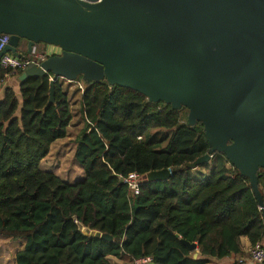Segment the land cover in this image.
I'll return each mask as SVG.
<instances>
[{"label": "trees", "instance_id": "obj_1", "mask_svg": "<svg viewBox=\"0 0 264 264\" xmlns=\"http://www.w3.org/2000/svg\"><path fill=\"white\" fill-rule=\"evenodd\" d=\"M23 72L0 65V236L26 238L16 264H112L111 255L213 264L242 254L243 236L252 245L263 240L264 214L250 179L224 153H215L204 178L187 167L212 147L204 124L190 125L185 106L152 102L107 79L88 80L82 93L84 126L75 156L85 179L70 184L43 170L42 160L67 136L73 115L65 79L54 82L51 103V75L20 81ZM13 77L19 92L8 84ZM156 129L174 130L160 150L161 141L150 137ZM167 168L168 180L145 182L139 195L122 182L132 172ZM258 176L264 199V168ZM182 239L197 243V250Z\"/></svg>", "mask_w": 264, "mask_h": 264}, {"label": "water", "instance_id": "obj_2", "mask_svg": "<svg viewBox=\"0 0 264 264\" xmlns=\"http://www.w3.org/2000/svg\"><path fill=\"white\" fill-rule=\"evenodd\" d=\"M0 33L11 37L1 56L27 58L23 44L28 54L39 43L61 48L19 78L53 76L51 103L56 80L83 75L173 109L187 107L189 124L202 122L212 144L187 167L224 153L250 179L264 214L258 176L264 168V0H0ZM171 175L167 168L144 178L151 183ZM182 242L197 250V243Z\"/></svg>", "mask_w": 264, "mask_h": 264}, {"label": "rangeland", "instance_id": "obj_3", "mask_svg": "<svg viewBox=\"0 0 264 264\" xmlns=\"http://www.w3.org/2000/svg\"><path fill=\"white\" fill-rule=\"evenodd\" d=\"M1 1L6 2V0ZM40 49L42 48H39V51ZM87 81L83 76L81 82L84 86H86ZM8 84L14 86L15 90L19 92L18 79L16 77H13V80L9 81ZM64 89L68 94L73 118L68 127L67 136L56 140L52 144L50 153L41 162V168L55 173L67 183L76 184L82 182L86 177L84 167L75 156L77 149L76 138L84 126L82 93L76 85L74 86L72 83L67 82V80L64 82ZM173 131V129H156L151 131L150 137L156 135V139L161 141L157 149L160 150L167 146ZM212 168V162L210 161L193 169V172L197 178H204L210 173ZM144 181H146V177ZM25 244L26 238L24 237L15 239L0 236V264H16L15 255L24 248Z\"/></svg>", "mask_w": 264, "mask_h": 264}, {"label": "built area", "instance_id": "obj_4", "mask_svg": "<svg viewBox=\"0 0 264 264\" xmlns=\"http://www.w3.org/2000/svg\"><path fill=\"white\" fill-rule=\"evenodd\" d=\"M11 40L10 35L0 33V65L11 71V73H15L17 71H25L29 65L32 63H40L44 57L40 61H35L33 58H19L12 53L8 52L1 56V53L4 49L9 45ZM53 80V76L50 78ZM69 82L74 83L81 93L84 92L85 86L79 80H67ZM141 139V137H139ZM122 182H124L129 189L132 191L134 195H139L141 192V187L145 183L144 176L132 172L127 176H121ZM246 261H250L251 264H264V238L261 242H258L255 245H252L249 249V255L247 258H243L239 260L240 264H244ZM152 262L151 257H142L134 259L131 264H150Z\"/></svg>", "mask_w": 264, "mask_h": 264}, {"label": "crops", "instance_id": "obj_5", "mask_svg": "<svg viewBox=\"0 0 264 264\" xmlns=\"http://www.w3.org/2000/svg\"><path fill=\"white\" fill-rule=\"evenodd\" d=\"M39 48L40 49L39 51ZM38 50V51H37ZM24 55L27 54V44H23L21 46V50H20ZM61 53V48H59L58 46L55 45H51V44H45V43H39L36 46V50L33 54H28V58H33L35 61H40L42 59V57L46 58L48 56L51 55H55V54H59ZM13 80V78H10L8 80L11 81ZM69 82V81H67ZM72 83V82H69ZM74 86L75 84L72 83ZM241 243L243 246V253L242 254H238V255H232L230 257H228L227 259L220 261L218 263H213V264H240L239 260L243 259V258H247L249 255V249L251 248L252 244L249 240V238L247 236H243L241 237ZM109 261L112 264H131L133 262V258L130 257L129 255H122V256H108ZM244 264H251L250 261H246Z\"/></svg>", "mask_w": 264, "mask_h": 264}]
</instances>
